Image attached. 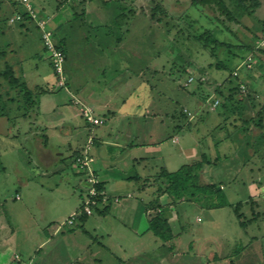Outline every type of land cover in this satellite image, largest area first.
Returning <instances> with one entry per match:
<instances>
[{
	"label": "rangeland",
	"instance_id": "1",
	"mask_svg": "<svg viewBox=\"0 0 264 264\" xmlns=\"http://www.w3.org/2000/svg\"><path fill=\"white\" fill-rule=\"evenodd\" d=\"M12 1L18 2V9L25 8L22 0H1L0 17L10 15ZM226 1L234 9L236 21L208 6H195L192 0H30L49 20L58 39L65 38V68L72 63L76 73L72 88L69 83L60 86L50 66V51L44 49L40 31L33 27L28 43L24 40L36 52L34 56L30 53L33 74H27L28 83L32 86L36 73L44 70L46 88H56L51 95L40 97L43 106L34 121L39 131L48 126L50 149L59 146L65 151L68 142L75 146L89 132L96 135L115 126L125 129L121 140H129L135 130L151 143L184 124L191 131L183 128L181 142L171 143L176 152L164 161L168 170L177 171L205 153L212 163L205 165L202 180L221 189L230 205L211 207L210 201L220 199L206 197L173 205L166 196L163 209L176 236L165 242L148 230L150 216L145 207L151 208L148 204L159 194L160 185L154 170L146 191L137 192L133 199L121 198L122 205L133 201L142 206L138 232L126 227L127 219L133 218L132 210L123 221L116 210L106 217L91 215L86 228L95 236L93 240L108 248L95 244L88 252L82 245L87 239L83 231H75L78 236L70 242L63 239L68 233H53L58 226L70 227L66 222L81 210V191H72L68 181L72 177L84 180L85 175L71 173L68 154L62 164L46 165L39 147L43 138L34 128L29 130V119L11 125L0 117V264H27L26 260L38 254L36 247L45 229L53 241L41 251L42 258L38 254L37 264H65L77 256L102 259L90 264H264V140H258L264 135V125L258 127L253 121L264 117V0H243L253 9L251 15L241 6L239 9L238 0ZM206 29L231 46L214 51L213 45L202 47L193 37ZM119 38L129 61L127 71L112 64ZM243 43H254V53L242 52L237 46ZM97 45L108 58L97 52ZM231 71L245 80L243 100L230 103L229 110L222 113L211 99L217 88L230 84ZM105 83H110V90L104 98L116 110L122 104L126 118L117 115L114 121L106 115L104 125H92L78 115L81 105L71 102L78 98L90 105L91 86L102 89ZM183 108H189V123L181 116ZM67 116L75 127L62 133L61 121ZM101 146L109 147L107 143ZM184 146H190L192 153H185ZM82 187L85 197V184ZM240 202L245 228L235 212ZM104 207L101 202L99 210ZM80 222L77 219L75 224ZM16 253L21 256L16 258Z\"/></svg>",
	"mask_w": 264,
	"mask_h": 264
},
{
	"label": "crops",
	"instance_id": "2",
	"mask_svg": "<svg viewBox=\"0 0 264 264\" xmlns=\"http://www.w3.org/2000/svg\"><path fill=\"white\" fill-rule=\"evenodd\" d=\"M64 23H65V21L60 22V24H58V27H61L62 25H64ZM28 35L30 36V33ZM25 39H27L26 36H25ZM97 39H98V37H97ZM118 40H120V41L116 43V50H115L116 56H115V60L112 62V64L114 63V65L119 67V71H125V70L127 71L128 67H129L128 66L129 61H128L127 57L124 56V54H123V47H122L123 46V44H122L123 39L119 38ZM65 44L67 45V43H65ZM97 47H98L97 52L104 53L103 52L104 48H101V45H97ZM23 54L24 53L22 50L20 52V55H23ZM104 57L108 58V55H106V53H104ZM31 59H33V58L26 57V59L22 63L24 73H25V78L27 81H28L27 74H33L31 72V70H33L32 69L33 67L30 66L31 65L30 64ZM50 59H51V56H50ZM67 59H68V56H67ZM66 63H67V60H66ZM125 63H126V65H125ZM29 67H31V69H29ZM103 67H105V66H103ZM66 68H67L66 73H67V80H68V81H66V83H69L70 84L69 86H71V88H72L73 81L76 79L75 67L72 63L69 64V62H68ZM66 68H65V70H66ZM35 69L38 71L37 68H35ZM44 72H45L44 70H39L37 72L38 74L36 73V75H37L36 81H35V77H32L33 75H31L30 77H32V79L30 81L32 83H33V81H35V82L33 83L32 86L31 85H29V86L32 88L37 86V87H42L45 89L47 87L45 85V83H47V78H46V75ZM109 86H110V83H107V84L105 83V85H103L102 89L95 88L94 86H91L90 91L88 92V95L90 97L93 96L92 97L93 100H91V99L89 100L88 98H85L86 101L89 100L90 105H87L86 103H84L85 101H81V99H78V98H76L75 100H72V102H71L72 104H74L78 107H80V105H81L78 115L80 117H83L82 110H81L82 106H89L91 108L93 107L95 113L98 114L97 116L104 118V123L101 125H104L106 123V121H107L106 115L112 116L114 121H116L115 119L117 118V115H121V116L126 118V114H125L126 111H124L125 109L123 108L122 104L120 106V109L116 110L117 108H111V102H110L109 98L108 99L104 98L105 94H107L108 91L110 90ZM71 88L69 89L70 93H72ZM82 88H80V89L82 90ZM55 89L56 88H53L51 91L44 93L43 95H41V97L51 95V93ZM53 105H55V104H53ZM41 106H43L42 98L40 99L39 111L41 110ZM54 109H56V108L54 107L53 110ZM186 109L189 110V108H186ZM39 116H40V112L38 115L32 114L31 116L26 117V118L20 117L19 119L11 121L12 122L11 125H16L18 123V121L21 119H29L30 120L29 130L33 131V128L35 127L34 121L37 120L39 118ZM144 117H147V115L144 114ZM188 120H187V123H189L191 121V119H188ZM61 122H63V124H64V126L60 127L62 130V133L66 129L71 130L75 127L74 123L72 122V118L69 116L65 117V119H62ZM98 126H100V125H98ZM183 128H186L187 130L191 131V129L187 126L185 127L184 124L181 125L180 128H178V125H176L175 129L178 131V133H177V131L174 130L173 133L162 135L157 140L151 139V141H150L151 143H149L142 138L143 132L135 131V130L129 134L131 136V138L129 140H127L125 138L123 140H121L122 133H125V132H123V130H125V129H121V128L115 126V128H111L112 131L111 130H104L100 133H97L99 135H97V134L94 135L92 132H89L87 134L86 140H84V142H82V143L76 142L77 145H75V146H73V144L68 142L67 147L65 148L66 152L62 151L63 149L59 146L54 148V150L50 149V147L48 145L49 144V135L47 133V131H49L48 126H46L44 129L40 130L41 132L39 131V128H34V131L39 132V134L43 138L42 141L39 142V147L42 148V151L44 153V158L46 159V161H44V163L46 165L49 166L50 164H52V163L54 164L55 162H60V164H62L63 161L66 159V156L68 154L71 157V166L68 167V169H71V173L73 172L75 175L77 173L79 175H83V176L85 175L84 180H81V179L76 180L72 177L68 181V187L72 188V191H74V189H76V191L78 190V188L80 189V191H81L80 197L83 199H84V191H83L82 185L85 184V187H86V182H85L86 174L84 172H82L81 170H79V168L77 166V160L80 157V155L82 153H84L86 148L88 146H90L88 152L94 159L92 168H93L95 174L99 177V179H100V181L104 187L103 191H104V195H105V201H103V203L105 204V207L108 206V210L106 213L103 214V213H99V212H94L91 215L93 216L94 214H98L101 217H106L110 214V212L112 210L113 211L116 210V211L120 212L119 214H122L121 216H122V221H123V220H125L124 217L127 214V211L130 210V212H131V210H132V212H134L133 218L130 219V217H129V219H127V221L125 223H126V227L128 229H130L132 232L136 233V232H138V225H139V222L141 219V214H142L139 210L142 206L138 203L135 204L133 201L128 202V203H124L122 205V204H120L121 198L124 196L128 199H133L137 192L146 191L149 188V186H151L150 185V182H151L150 179L152 178V171L155 170V177L158 178V175L161 173L162 168H165L168 170L167 165L165 164L164 161L167 160L168 157L171 156L172 154L173 155L175 154L176 149L174 148L173 145H171V143L172 144H178L181 142V139H180L181 136H179V134ZM103 143H107L109 145V147L103 148L101 146V144H103ZM148 145L150 146L149 148H147ZM183 148H184L185 153H187V152H188V154L192 153L191 152L192 149L190 148V146H189V148H187V146L181 147V149H183ZM152 161H153V163H151ZM63 170L66 171V169H63ZM169 172H172V171H169ZM159 182H160V185L163 186V184H164L163 180L159 179ZM19 198H20V196L17 195V199H19ZM164 199H166V195L162 196L160 198L161 203L163 205L165 204ZM114 205H115V207L113 208ZM164 208H165V206H164ZM145 209H146V213L148 215H150L151 209L150 208L147 209V205H146ZM103 210L104 209H101L100 211H103ZM91 215L86 216L84 218V221H82L80 223L73 224L70 227L65 228V227L58 226L53 232L54 235L60 234V233H62V234L68 233L67 235L64 236L63 239H65V241H67V242H70V241H73L74 239H76V237L78 236V234H76L75 231L81 230V231H83L84 234L87 235L86 236L87 239H85L86 242L82 244L84 250H87V251L90 250L91 251L93 245H95V244L102 246V247H105L107 249L108 246L106 244L102 243L99 240L96 242L97 239L93 240V238L95 236H92L91 232L86 228L87 222H88L89 217ZM64 225H65V223H64ZM41 238H42L41 243H39V245L36 247V249H37L36 253H38L39 256L42 258L43 254L41 251L46 246L51 245V242L53 240L51 241V239L49 238V235H48L46 229L43 230V236ZM90 251H88V252H90ZM38 254H35L32 258L26 260L27 264H28V261H29V264H37L36 260L38 259L37 258ZM14 256L17 258V256H21V254L16 253ZM87 259H88V257L86 258L84 256L83 257L77 256L75 258L70 257L69 261L66 262L65 264H90L89 263L90 260H87ZM94 260L95 261H101L102 259L97 257V258H94L90 262H93Z\"/></svg>",
	"mask_w": 264,
	"mask_h": 264
},
{
	"label": "trees",
	"instance_id": "3",
	"mask_svg": "<svg viewBox=\"0 0 264 264\" xmlns=\"http://www.w3.org/2000/svg\"><path fill=\"white\" fill-rule=\"evenodd\" d=\"M12 2L13 3H11L10 5L11 7L8 9L10 11V15L6 17H0V117H5L9 121L19 119L20 117L26 118L31 116L32 114L38 115L40 112V97L41 95L49 91L47 88L44 89L37 86L34 88L30 87L28 81L25 78L22 63L26 59V57L29 58L31 54L32 56L36 54V52H32L33 50L31 51L30 47H28L29 44H27L29 40L28 38L30 37L28 34L31 32L33 27L40 31V40L43 45L44 41L42 37V30L27 6L24 4L25 8L18 9V2ZM22 3H24L23 0ZM192 3L195 6H208L212 9H216L217 11H220L222 14L227 16L229 20L236 21L233 13L234 9H231L226 0H192ZM238 4L239 9L241 6L242 9L246 11V14L251 15L253 13V9L248 8V6L244 4L243 0H238ZM84 8L83 10L85 12ZM33 10L38 13V17H46L41 11H37L34 7ZM116 20L117 18L114 19V21ZM25 36L27 37V39H25ZM193 38L201 42V45L204 48H210L213 45V48H211L213 51L221 47H226L228 49L231 46L230 44L220 40L213 34V32L208 29L199 34V36L194 35ZM24 40L27 42L26 44L24 43ZM53 40L56 47L63 52L66 63L67 49L65 47V38L63 37L58 39V35L53 30ZM254 46V43H243L239 44L237 47L242 52H246V55H248L251 52L254 53ZM44 49L47 50L45 45ZM22 50L24 54L20 55V52ZM50 66L53 72L57 74L55 68L53 67L51 59ZM235 71H231L230 73V79L228 82L230 84H226L223 87L217 88L215 96L211 99V104L216 99H219L220 103L215 107V109L217 108L219 110H223V112L221 111L222 113H226L229 110L230 103H236V101L238 103L242 102L243 100L242 96L244 93L243 90H241V86L243 83H245V80L242 79L239 72ZM65 85L66 82L64 85L60 86ZM226 86L228 87V89L226 90V93H224V89ZM204 100L206 99L203 98V101ZM181 116L183 117V119L185 118L184 122L188 120V110L186 108L182 109ZM263 120L264 117H260L259 120L253 121H255L258 127H262L264 125ZM180 127L181 125L178 126V128ZM259 137L261 138H258V140H264V135L263 137L262 135ZM199 158L193 160L190 163L183 164L177 171L174 172H169L167 169L162 168L161 173L158 175V178L162 179L164 184L163 186L158 185L157 191L159 192V194H157L154 200H152L148 204L151 206L150 209L154 210V214L149 215L150 218L148 230H151L158 238L162 239L165 242L173 239L176 234L173 233V226L170 217L166 214V210L163 209L164 206L160 200L162 196L166 195L168 201L173 205H176L177 203H181L183 201H199L203 197L210 199H220L218 202L210 201L209 206L211 207H223L230 205L226 201L225 196L221 193V189L216 188L215 184H208L203 182L202 174L205 165L212 162L205 153H202ZM99 189H104L102 183H100ZM98 201L102 202V198L99 197ZM242 205L243 203H238L235 206V212L237 218L240 220L241 226L245 228L246 223L242 221L244 216L240 213V207ZM107 210L108 206H106L103 211L99 210V206L94 207V212L104 214L107 212ZM86 216L88 215H81L79 217L80 221H84V218Z\"/></svg>",
	"mask_w": 264,
	"mask_h": 264
},
{
	"label": "built area",
	"instance_id": "4",
	"mask_svg": "<svg viewBox=\"0 0 264 264\" xmlns=\"http://www.w3.org/2000/svg\"><path fill=\"white\" fill-rule=\"evenodd\" d=\"M29 11L32 13V16L37 20L39 27L42 30V37L44 45L47 50L50 51L51 61L53 67L55 68L56 73L60 79V85H64L66 82L65 75V56L63 52L58 49L53 40V31L49 28V20L45 17H38V13L33 10V6L30 3V0H23ZM191 77L189 81H192ZM220 103L219 99H216L212 106L216 107ZM82 115L83 117L92 125H101L104 123V119L97 116L93 108L89 106H82ZM89 147L86 148L84 153L78 158L77 166L79 170L86 174V195L83 199L82 208L80 211L75 212L70 219L66 222V225L75 224L76 220L83 214L91 215L94 213V207L98 206L101 202L98 201L99 197L102 198V202L105 201L104 191L99 189L101 183L99 177L95 174L92 165L93 157L89 154Z\"/></svg>",
	"mask_w": 264,
	"mask_h": 264
}]
</instances>
